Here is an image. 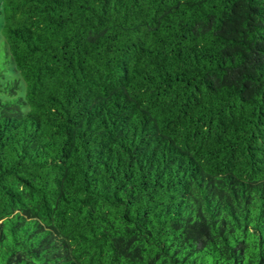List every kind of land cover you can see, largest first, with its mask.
Wrapping results in <instances>:
<instances>
[{
	"label": "trees",
	"instance_id": "trees-1",
	"mask_svg": "<svg viewBox=\"0 0 264 264\" xmlns=\"http://www.w3.org/2000/svg\"><path fill=\"white\" fill-rule=\"evenodd\" d=\"M0 21V264H264V0Z\"/></svg>",
	"mask_w": 264,
	"mask_h": 264
},
{
	"label": "rangeland",
	"instance_id": "rangeland-1",
	"mask_svg": "<svg viewBox=\"0 0 264 264\" xmlns=\"http://www.w3.org/2000/svg\"><path fill=\"white\" fill-rule=\"evenodd\" d=\"M0 23H1V21H0ZM0 43H1V41H0Z\"/></svg>",
	"mask_w": 264,
	"mask_h": 264
}]
</instances>
